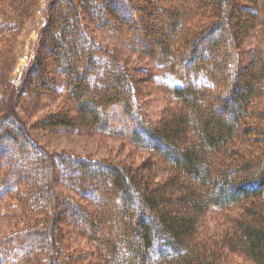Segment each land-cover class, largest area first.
Instances as JSON below:
<instances>
[{"label": "trees", "instance_id": "16d2710c", "mask_svg": "<svg viewBox=\"0 0 264 264\" xmlns=\"http://www.w3.org/2000/svg\"><path fill=\"white\" fill-rule=\"evenodd\" d=\"M36 1L0 0V52L6 53L0 54V205L14 196L27 218V227L0 238V264H87L91 252L63 246L60 222L67 217L77 234L95 242L91 260L103 264H231V252L264 264V149L255 159L239 160L228 148L256 129L245 120L264 88V0H166L170 6L165 10L160 3L165 0H50L36 49L16 87L8 46ZM153 18H165L161 28L151 30ZM91 27L114 30L128 37L134 49L158 59L179 80L163 86L181 101L180 107L159 123L149 122L135 101L133 75L113 50L107 52L91 37ZM255 29L262 30V49L243 68L238 46ZM51 68L58 71L54 79L48 75ZM55 89L74 107L60 106L42 119L45 126L122 133L166 160L172 175L156 181L150 162L133 168L46 151L16 107L23 98L39 100L40 92ZM91 93L96 98H89ZM118 104L121 117L114 121L127 131L111 127L113 116L105 114ZM258 134L264 141V129ZM17 157L25 164L24 157L31 160L29 171ZM54 164L65 171L74 198L60 200L54 194ZM189 179L199 188L187 185ZM54 200L65 209H54ZM122 200L127 207L117 209ZM242 200L251 205L224 238L199 234L207 208ZM172 201L186 207L183 214L172 209ZM85 202L96 212L86 209ZM105 219L121 225L122 235L98 237ZM121 245L130 250L122 262L117 261Z\"/></svg>", "mask_w": 264, "mask_h": 264}, {"label": "rangeland", "instance_id": "374dc122", "mask_svg": "<svg viewBox=\"0 0 264 264\" xmlns=\"http://www.w3.org/2000/svg\"><path fill=\"white\" fill-rule=\"evenodd\" d=\"M49 1L50 0L36 1V6L31 9V15L23 19L20 24V31L11 38L9 43L8 47L10 48L12 46V54L14 56L10 57L14 63L13 67L10 69V76H12V82L16 87L20 86L25 70L27 69L36 49L39 30L42 21L45 18L44 10L48 6L47 4ZM160 3L163 4L162 9L164 10L170 6V3L166 2V0L164 3H162V1ZM231 7H233V5ZM228 8H230L229 4ZM244 17L245 21L248 22V16L244 15ZM165 18L150 19L152 24L151 30L161 28L160 26H162ZM166 20L168 21L169 19L166 18ZM156 30L154 32L150 31L151 37L156 36ZM170 35L172 37V34ZM91 37L101 44L107 52H112L113 50L118 55L121 65L126 67L133 75L137 85L135 101L140 108L141 114L145 116L149 122L159 123L162 119L180 107L181 101L174 95L169 87L163 86V83L175 84L179 83V80L170 71L163 69L158 59L140 52L136 48L134 49L128 37L123 36L114 30L94 29L91 27ZM262 37V30L255 29L251 30L250 33L240 41L237 52L241 57L243 68L251 66L253 60L256 59L258 51L262 49ZM3 43L4 41L0 42V47H2ZM0 54L6 56L5 52H0ZM7 56L10 55L7 54ZM13 60H15V62ZM186 67H188V65H186ZM49 74L50 77L54 79V77L58 75V71L51 68L48 75ZM60 76L63 78L62 75ZM62 78L61 82H64ZM57 81L58 78L54 81V85ZM58 85L61 84L59 83ZM59 87L62 88V86ZM60 88H58V90ZM92 89L94 90V87H92ZM90 95L91 97L89 98H96L95 94L91 93ZM39 96V100L35 97L31 98L30 96L23 98V101H18L19 107L17 106L16 108L19 110L20 117L28 126L33 137L46 151L48 150L50 153L71 154L76 157L91 158L93 160L101 159L110 163H119L120 165L131 166L133 168L146 166L148 165L147 162H150L153 167V172L151 173L156 181L165 180L172 175L173 168L166 160L161 158L157 153L145 151L139 144L128 139V137L126 138L122 133L101 130L97 127L86 128L79 126L71 128L68 126H45L42 123V119L46 118L51 113L61 110L60 106L64 107L71 104V109H73L74 103L64 95H61L57 89L53 92L50 91L49 93L40 92ZM121 108L122 105L118 104L107 110L105 114L108 118L109 115L113 116L112 120H110L112 124L111 127L117 126L120 127L121 130L127 131L122 124L115 123L114 121V118L121 117ZM71 113H74L73 110ZM132 114L134 115V113ZM263 115L264 88H262L258 97L255 98L252 108L250 106L248 114L246 115L247 120H245L246 122H253L256 129L248 135L246 134L242 137H237L233 140L234 142L228 146L230 150H234L238 153L239 160H241L242 156L244 159H255L256 157H259L261 150L264 149L263 138L258 134L264 129ZM123 119L125 121L128 120L126 117H123ZM40 121L41 123H39ZM135 126H137L136 123L132 128ZM193 141L196 140L193 139ZM186 142V145L189 144L188 140ZM18 158L19 157H17V162L22 169L24 171H29V168L33 165L31 160L24 157L26 160L25 164ZM53 172L54 194L59 197L60 200H63V198H66L67 196L74 198L73 191L67 186L65 171L60 167H57V164H54ZM189 181L191 180L189 179L186 181L187 185H196V188H199L196 181ZM244 201L245 200H242L239 203H234L223 208L215 205L207 208L205 214L201 217L198 223L199 234L204 237H216L219 240L224 238L226 232L232 228L234 220L244 212L245 206H248V204L251 205L250 200L246 203H243ZM176 202L177 201H172L173 204H170V206H172V209L176 213L183 214V210L186 207H184L182 203ZM56 206L59 207V210L65 209L63 202L58 204L54 200V209ZM85 206L89 211L96 212L95 208L89 207L86 202ZM120 207L125 209L127 204L122 200V202L117 204L116 208L120 209ZM187 212L188 214H193V210ZM69 221L70 220L67 217L64 222H60V235L61 237L64 236V239L62 240L63 246L77 249L75 250L76 253H82L84 251L91 252L92 256L84 260L87 264H103L102 260L99 258L97 259L98 261L91 260L96 257L95 242L77 234ZM103 225L105 227L104 230L96 233L98 237L110 238L117 236V233L122 235L123 229L121 225L118 226V223L114 226L111 225V221L107 223L105 219ZM25 227H27L26 212H24L16 198L14 196L4 198L0 205V238L19 232ZM118 227L119 230L117 231ZM121 238L123 237L121 236ZM116 240H120V238L117 237ZM102 245L103 247H107L103 241ZM126 247L127 246L124 247L121 245V247L118 248L117 261L122 262V260H125V258L130 255V253H128L130 250H127ZM230 260L231 264H253L248 257L241 253L231 252Z\"/></svg>", "mask_w": 264, "mask_h": 264}]
</instances>
